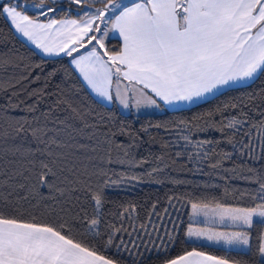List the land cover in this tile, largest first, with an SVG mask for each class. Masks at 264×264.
Here are the masks:
<instances>
[{"label": "trees", "instance_id": "1", "mask_svg": "<svg viewBox=\"0 0 264 264\" xmlns=\"http://www.w3.org/2000/svg\"><path fill=\"white\" fill-rule=\"evenodd\" d=\"M100 4L103 2L89 6ZM49 7L55 11L44 17L24 11L33 18L59 20L78 17L84 9L83 5L66 0H46V8ZM105 47L115 53L120 43L109 39ZM0 86V134L17 124L25 127L23 134L13 133L14 139H0V149H46L45 143L30 134L32 128H43L47 132L45 141L55 140L60 145H53L52 152L65 154L68 162L78 168L87 166L89 172L99 173L91 178L92 188L102 191L99 212L90 192H75L65 203L67 198L59 197L55 189L48 187L39 188L38 194L27 200L17 201L14 195L11 203L0 201V209L27 220L35 216L37 222H61L65 215L61 208L70 206L72 213L67 219L77 238L98 254L111 258L113 264H166L191 250L190 245L206 254L227 258L230 264H259L257 249L264 233L260 222H254L248 230L247 251L191 243L185 238V229L191 202L209 200L236 206H253L257 202L253 196L259 190L257 181H264V141L250 125L264 121V74L189 108L154 115H125L114 105L101 104L91 97L68 57L42 58L17 38L0 14ZM34 90H39V94L30 97ZM242 114H247L250 123L246 130L252 134L238 135L232 143L220 131L213 130L214 123L203 127L206 120L223 119L227 123ZM185 136L192 143L186 142ZM208 140L214 143H201ZM205 151L209 153L207 157L203 156ZM241 151L245 153L243 157ZM225 153L231 154L232 159H225ZM217 160L221 166L211 167ZM4 179L0 177V182ZM48 179L60 186L57 177ZM104 180L108 183L104 184ZM7 191L5 187L3 192ZM93 217L100 220L99 228L89 230L86 221ZM97 231L99 235L94 234ZM169 235L174 241L168 240Z\"/></svg>", "mask_w": 264, "mask_h": 264}, {"label": "snow or ice", "instance_id": "2", "mask_svg": "<svg viewBox=\"0 0 264 264\" xmlns=\"http://www.w3.org/2000/svg\"><path fill=\"white\" fill-rule=\"evenodd\" d=\"M71 2L82 5L85 0ZM102 2L103 7L96 8L94 14L85 13L80 19H53L48 23L33 19L24 11L26 5L13 0H0V14L43 54L59 56L63 53L72 57L75 70L97 96L112 101L111 87L115 82V96L125 108L129 107V97L135 100L137 107L142 103L159 107L158 101L169 105L174 102L193 103L221 88L264 74V0ZM35 6L41 9L42 15L55 11L52 7L45 11L46 0H38ZM101 24H110V28L102 29ZM109 32L117 33L122 41L118 52L113 53L105 47ZM88 45H92L90 50H87ZM81 49H86V54L73 56ZM121 78L127 81L123 94ZM11 87L15 89L16 85ZM12 94L19 95L16 92ZM38 94L39 90H34L29 95ZM212 123L216 125L213 130L220 131L229 143L238 135L252 134L251 130H246L250 123L247 114L233 117L227 123L223 119L206 120L203 127H211ZM250 128L255 129L264 141V121L251 124ZM24 131V125L17 124L11 131L0 134V139H14L13 133L21 135ZM30 134L35 140L45 143L47 148L12 146L0 149V177L6 178L0 182V201L11 203L10 198L14 195L17 201L27 200L29 196L38 194L39 188L48 187L55 189L59 197L67 198V203L73 193L84 190L91 193L99 212L102 191L92 188L91 179L99 173L89 172L87 166L78 168L68 162L65 154L52 152L53 145H60L55 140L45 141L47 132L43 128H32ZM184 139L192 143L187 136ZM201 143L211 145L214 142L208 140ZM248 147L252 148L250 142ZM261 147L264 148V144ZM108 155L110 157V152ZM208 155L207 151L203 153L205 157ZM240 155L243 157L245 153L241 151ZM224 158L231 160L232 156L225 153ZM221 163L217 160L210 166L220 167ZM50 176L57 177L60 186L50 182ZM257 182L259 190L253 196V200L257 201L253 206L209 200H197L190 204L192 216H203L205 223L211 221L214 225H235L238 230L227 232L189 227L187 236L204 238L225 247L249 245L247 229L253 226L254 217L264 224V181ZM103 183L107 184L108 180ZM5 187L7 194L3 192ZM21 192L24 195H20ZM61 212L65 214L61 216V222H37L35 216L27 220L0 209V264H113L111 258L98 254L93 247L77 238L67 219L72 207H62ZM99 224L98 217L86 221L89 230L98 229ZM94 234L99 235V232ZM260 239L257 251L264 258V237ZM168 240L172 242L174 237L169 235ZM108 243H112L111 236ZM189 247L191 250L168 260L166 264H230L227 258L206 254L192 245ZM231 264L248 262L232 261ZM259 264H264V259Z\"/></svg>", "mask_w": 264, "mask_h": 264}, {"label": "crops", "instance_id": "3", "mask_svg": "<svg viewBox=\"0 0 264 264\" xmlns=\"http://www.w3.org/2000/svg\"><path fill=\"white\" fill-rule=\"evenodd\" d=\"M49 1L56 2V1H60V0H49ZM66 1L71 2V0H66ZM99 2H102V0H95V2H86V0H85V3L86 4L85 3L82 4L84 6V9L82 10L83 13L81 15H78V17L63 18V19H59V20H64V19H80L81 17H83L85 15V13L94 14V11H93L92 7L95 6V5L89 6V4L90 3L97 4ZM123 2L124 3H130L131 0H123ZM76 5H81V4H76ZM38 16H41V15H38ZM43 17H44V15H43ZM33 19H37L41 23H48L50 20H53L54 18H43V19H41V18H33ZM55 20H57V19H55ZM7 22H8V20H7ZM9 25H10V23H9ZM104 26L106 27V29L107 28H110V24H108V25L104 24ZM10 27L12 28L13 32L15 33V35L17 36L18 39H20L23 43H25L29 48H31L33 51H35L42 58L53 59V58H58V57H62V56L68 57V56L64 55L63 53H61V55H59V56H54V55L53 56H48V55L43 54L39 49H37L35 47V45H33L30 41H28L21 34L17 33L11 25H10ZM100 27H102V24L100 25ZM102 29H104V28L102 27ZM109 39H116V40H118L119 43H120V48H121L122 41L119 38V36H118L117 33L109 32L108 36L105 38V42L107 40H109ZM93 43H95V42H93ZM91 47H92V45H88V49L87 50H90ZM87 50L86 49H81L79 53H73V56H78V55H81V54H86V51ZM105 59H107V58L105 57ZM68 60H69V64H70L72 70L78 76L79 80L81 81V83L83 84V86L85 87V89L91 95V97L93 99H95L99 103L104 104V105H107V106L114 105L117 108V110H118V108L120 109L118 111L121 114H125V115H127V114H134V113H135L134 115H154V114H159L160 112H162L164 110L165 111H167V110L168 111H176V110H180V109L189 108V107L195 106L197 104H200L202 102H205V101L209 100L210 98H212V97H214V96L222 93L223 91H225V90H227L229 88H235V87H240V86L247 85V84L251 83L258 76L257 75L254 79L249 80V81H245V82H242V83L233 84V85H231L229 87L221 88L218 91L214 92L213 94L207 95L206 98L200 99V100H196L193 103H188V102H174L173 104L169 105V104H164L163 101H158L159 107L153 106V105H147L146 103H142L139 107H137L136 106V103H135V100L132 99L131 97H129V98H127V103L129 104V107L128 108H125L124 106H122L123 104H121V100L120 99H117L116 96H115V91H116V84H115V82H113L112 87H111V91H112V94H113V100L112 101H106L103 98L97 96L96 93L93 92L92 89L83 80V78L81 77V75L79 74V72L77 70H75V68H74V66H73V64L71 62L72 61V57H68ZM114 81H115V78H114ZM126 84H127V81H123L122 78H121V86H120L121 87V94H123L124 85H126ZM144 91H147V90H144ZM137 98H139V94H137ZM187 220H188V225H187V227L185 229V237H186V239L189 242L195 243V244H201V245L219 247V248H224V249H230V250L233 249L232 247H225V246H223L221 244H216V243H214L212 241H208V240H206L204 238L197 239L195 236H193L194 238H190V237L187 236V229L189 227H192L193 229H197V230L198 229H201V228H213L216 231H227V232H230L232 230H238L237 226L231 225V224H228V223H226L225 225H219V224H215L214 225V224H212L211 221H208L207 223H205V218L203 216H192L191 207H190L189 212H188ZM254 222H257V220L255 218H254ZM247 230H249V229H247Z\"/></svg>", "mask_w": 264, "mask_h": 264}, {"label": "rangeland", "instance_id": "4", "mask_svg": "<svg viewBox=\"0 0 264 264\" xmlns=\"http://www.w3.org/2000/svg\"><path fill=\"white\" fill-rule=\"evenodd\" d=\"M60 1H63V0H60ZM13 2H18L19 4H21V5H26V7H25V9L24 10H28V11H30V12H33V13H35V14H38V15H42L41 14V9L39 8V7H36L35 5L37 4V3H35V2H25V1H23V0H13ZM86 2H95V0H86ZM100 3V2H99ZM86 4V3H85ZM103 7V4H100L99 6L98 5H95V6H93L92 7V9H93V11H94V13H95V9L96 8H102ZM47 10V8H45V11ZM83 13V11H81L80 13H78V15H81ZM102 27L104 28V29H106V27L104 26V24H102ZM101 27V28H102ZM97 35H99V34H97ZM122 104V103H121ZM123 106V105H122ZM118 110H120L119 108H118ZM124 110V109H123ZM165 111V110H164ZM164 111H162V112H164ZM168 111V110H167ZM161 113V112H160ZM135 114V113H134ZM255 218V217H254ZM256 220H257V222H259V218H255ZM232 231H235V230H232ZM248 231V230H247ZM249 232V231H248ZM262 237H264V233H263V235H262ZM186 238V237H185ZM191 238H194V237H191ZM188 241V240H187ZM250 241V240H249ZM233 249H231V250H237V251H247L248 250V248H249V245H247V246H238V247H232ZM259 259L261 260V259H264V258H262V257H260L259 256Z\"/></svg>", "mask_w": 264, "mask_h": 264}]
</instances>
